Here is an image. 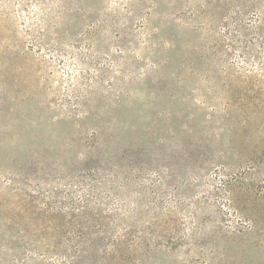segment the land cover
I'll list each match as a JSON object with an SVG mask.
<instances>
[{"label": "rangeland", "instance_id": "rangeland-1", "mask_svg": "<svg viewBox=\"0 0 264 264\" xmlns=\"http://www.w3.org/2000/svg\"><path fill=\"white\" fill-rule=\"evenodd\" d=\"M0 264H264V0H0Z\"/></svg>", "mask_w": 264, "mask_h": 264}]
</instances>
